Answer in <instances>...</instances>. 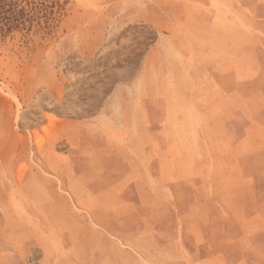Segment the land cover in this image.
I'll return each mask as SVG.
<instances>
[{
	"label": "rangeland",
	"instance_id": "374dc122",
	"mask_svg": "<svg viewBox=\"0 0 264 264\" xmlns=\"http://www.w3.org/2000/svg\"><path fill=\"white\" fill-rule=\"evenodd\" d=\"M128 263L264 264V0H0V264Z\"/></svg>",
	"mask_w": 264,
	"mask_h": 264
},
{
	"label": "bare ground",
	"instance_id": "6f19581e",
	"mask_svg": "<svg viewBox=\"0 0 264 264\" xmlns=\"http://www.w3.org/2000/svg\"><path fill=\"white\" fill-rule=\"evenodd\" d=\"M253 13V12H252ZM178 36V35H177ZM258 40V39H257ZM257 43V42H256ZM172 44V43H171ZM175 45V44H174ZM237 48V47H236ZM226 53V52H225ZM191 55V54H190ZM250 55V54H249ZM201 56V55H200ZM182 58V57H181ZM188 62V61H187ZM180 65V64H179ZM167 67V66H166ZM174 67H176V66H174ZM244 67V66H243ZM197 68V67H196ZM250 69V68H249ZM186 70V69H185ZM253 70V69H252ZM199 74V73H198ZM191 78V77H190ZM159 81V80H158ZM175 81V80H174ZM242 81V80H241ZM173 84H174V82H173ZM169 85V84H168ZM178 89V88H177ZM122 95V94H121ZM55 97V96H54ZM192 101V100H191ZM243 104V103H242ZM193 105V104H192ZM123 109V108H122ZM187 112V111H186ZM119 118V117H118ZM199 121V120H198ZM213 121V120H212ZM257 122V121H256ZM254 123V122H253ZM251 126V125H250ZM249 127V126H248ZM62 129V128H61ZM214 131H216V130H214ZM252 134V133H251ZM210 139V138H209ZM211 140V139H210ZM226 142V141H225ZM223 143V142H222ZM226 145V144H225ZM139 150V149H138ZM216 150V149H215ZM228 150V149H227ZM214 153V152H213ZM180 154V153H179ZM221 157V156H220ZM204 159V158H203ZM205 161V160H204ZM59 165V164H58ZM229 165V164H228ZM184 166H185V164H184ZM207 166V165H206ZM204 167V166H203ZM190 168V167H189ZM206 168V167H205ZM199 169V168H198ZM73 172V171H72ZM236 172V171H235ZM196 173V172H195ZM194 173V174H195ZM242 175V174H241ZM263 176V175H262ZM215 177V176H214ZM213 177V178H214ZM186 178V177H185ZM241 178V177H240ZM171 179V178H170ZM173 179H174V176H173ZM208 179V178H207ZM74 180V179H73ZM77 180V179H76ZM69 183V182H68ZM77 186V185H76ZM19 188V187H18ZM215 188V187H214ZM18 191V190H17ZM71 191V190H70ZM84 191V190H83ZM82 191V192H83ZM204 191V190H203ZM23 192V191H22ZM87 192V191H86ZM79 193V192H78ZM168 194V193H167ZM224 194V193H223ZM169 195V194H168ZM108 196V195H107ZM97 197V196H96ZM94 198V197H93ZM82 199V198H81ZM85 199H86V197H85ZM97 199H98V197H97ZM90 201V200H89ZM93 201V200H92ZM96 201V200H95ZM93 203V202H92ZM2 204V203H1ZM52 204V203H51ZM96 204H98V203H96ZM227 204V203H226ZM90 205V204H89ZM142 205V204H141ZM88 206V205H87ZM19 207V206H18ZM91 207H93V206H91ZM106 208V207H105ZM11 209V208H10ZM9 209V210H10ZM231 209V208H230ZM14 214V213H13ZM259 214V213H258ZM15 215V214H14ZM204 215V214H203ZM8 217V216H7ZM177 217V216H176ZM11 223H13V221L11 222ZM263 225V224H262ZM251 226V225H250ZM62 228V227H61ZM252 231V230H251ZM97 241V240H96ZM178 241V240H177ZM101 244V243H100ZM99 244V245H100ZM170 244H172L171 242H170ZM46 246V245H45ZM171 246V245H170ZM117 250V249H116ZM80 252V251H79ZM9 254V253H8ZM60 254V253H59ZM123 257V256H122ZM170 259V258H169ZM188 260V259H187ZM124 261H126V260H124ZM194 263V262H193ZM129 264V263H128Z\"/></svg>",
	"mask_w": 264,
	"mask_h": 264
}]
</instances>
